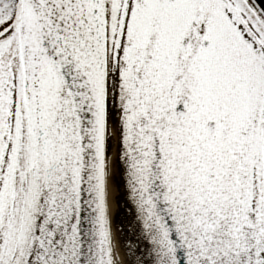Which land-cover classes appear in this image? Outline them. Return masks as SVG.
Segmentation results:
<instances>
[{
  "label": "snow or ice",
  "instance_id": "6c2138e0",
  "mask_svg": "<svg viewBox=\"0 0 264 264\" xmlns=\"http://www.w3.org/2000/svg\"><path fill=\"white\" fill-rule=\"evenodd\" d=\"M0 264H264V0H0Z\"/></svg>",
  "mask_w": 264,
  "mask_h": 264
},
{
  "label": "rangeland",
  "instance_id": "374dc122",
  "mask_svg": "<svg viewBox=\"0 0 264 264\" xmlns=\"http://www.w3.org/2000/svg\"><path fill=\"white\" fill-rule=\"evenodd\" d=\"M114 212H113V216L115 218L116 212L119 210L118 206L114 203Z\"/></svg>",
  "mask_w": 264,
  "mask_h": 264
},
{
  "label": "bare ground",
  "instance_id": "6f19581e",
  "mask_svg": "<svg viewBox=\"0 0 264 264\" xmlns=\"http://www.w3.org/2000/svg\"><path fill=\"white\" fill-rule=\"evenodd\" d=\"M113 212H114V206H113Z\"/></svg>",
  "mask_w": 264,
  "mask_h": 264
}]
</instances>
